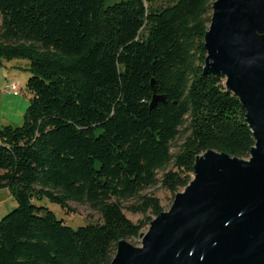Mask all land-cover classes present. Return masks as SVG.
Listing matches in <instances>:
<instances>
[{"label":"trees","instance_id":"trees-1","mask_svg":"<svg viewBox=\"0 0 264 264\" xmlns=\"http://www.w3.org/2000/svg\"><path fill=\"white\" fill-rule=\"evenodd\" d=\"M158 1L0 0V61L30 73L22 123L0 125V264H110L163 211L149 189L182 190L209 149L249 157L244 108L202 71L213 0ZM42 198L101 220L73 228Z\"/></svg>","mask_w":264,"mask_h":264},{"label":"water","instance_id":"water-1","mask_svg":"<svg viewBox=\"0 0 264 264\" xmlns=\"http://www.w3.org/2000/svg\"><path fill=\"white\" fill-rule=\"evenodd\" d=\"M204 48L203 74L224 78L255 144L248 158L197 154L191 180L138 233L140 245L119 240L110 264H264V0H213Z\"/></svg>","mask_w":264,"mask_h":264},{"label":"rangeland","instance_id":"rangeland-1","mask_svg":"<svg viewBox=\"0 0 264 264\" xmlns=\"http://www.w3.org/2000/svg\"><path fill=\"white\" fill-rule=\"evenodd\" d=\"M167 0H159L157 5L166 3ZM28 61L26 59H13L10 61H0V125L11 124L20 125L23 114L29 103L30 93L26 89V80L30 73L26 69ZM11 81L17 82L20 92H9L7 84ZM16 94V95H14ZM161 174V172L159 173ZM158 197L163 210H167L173 200L174 194L167 189L157 186L148 190ZM36 205H42L54 212L58 219L73 228L85 225L88 222L100 221V214L90 208L87 204L68 202L69 210L62 209L58 204L49 201L47 198L33 199ZM128 202H124L125 206ZM16 206V201L7 188L0 189V218ZM125 215L132 221L141 217L140 214H133L126 208L123 209ZM134 245H140L138 238L129 241Z\"/></svg>","mask_w":264,"mask_h":264},{"label":"built area","instance_id":"built-area-1","mask_svg":"<svg viewBox=\"0 0 264 264\" xmlns=\"http://www.w3.org/2000/svg\"><path fill=\"white\" fill-rule=\"evenodd\" d=\"M7 88L9 92L16 93L17 91L20 92V88L17 82L11 81L7 84ZM16 95V94H14Z\"/></svg>","mask_w":264,"mask_h":264}]
</instances>
